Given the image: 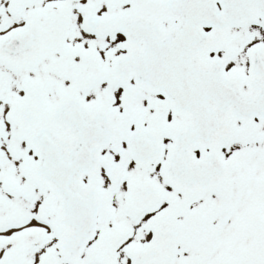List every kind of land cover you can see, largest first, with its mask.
I'll use <instances>...</instances> for the list:
<instances>
[{
  "label": "snow or ice",
  "instance_id": "snow-or-ice-1",
  "mask_svg": "<svg viewBox=\"0 0 264 264\" xmlns=\"http://www.w3.org/2000/svg\"><path fill=\"white\" fill-rule=\"evenodd\" d=\"M0 264H264V0H0Z\"/></svg>",
  "mask_w": 264,
  "mask_h": 264
}]
</instances>
